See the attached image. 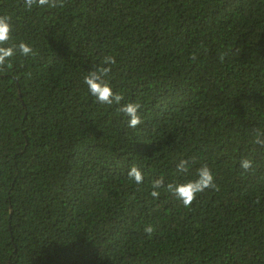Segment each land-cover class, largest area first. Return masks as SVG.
Listing matches in <instances>:
<instances>
[{
	"label": "trees",
	"instance_id": "1",
	"mask_svg": "<svg viewBox=\"0 0 264 264\" xmlns=\"http://www.w3.org/2000/svg\"><path fill=\"white\" fill-rule=\"evenodd\" d=\"M0 16L15 49L0 71V264H264V0H0ZM107 55L104 79L142 105L136 129L84 82ZM204 163L219 191L185 208L166 185Z\"/></svg>",
	"mask_w": 264,
	"mask_h": 264
},
{
	"label": "clouds",
	"instance_id": "2",
	"mask_svg": "<svg viewBox=\"0 0 264 264\" xmlns=\"http://www.w3.org/2000/svg\"><path fill=\"white\" fill-rule=\"evenodd\" d=\"M26 7L30 10L34 5L39 7H64L65 0H24ZM11 24L9 18L0 16V71H3L5 67L11 68V58L15 55V49L13 47H5L8 41L11 39ZM20 53L24 56H28L32 53V49L27 44L21 43L19 45ZM194 58V57H193ZM223 55L221 60H223ZM103 65L96 71L90 72L84 79L86 86L88 87L89 94L95 98V101L101 105H117V111L127 118L128 126L132 129L138 128L143 123L140 116V109L142 105L138 101H124V96L118 92H115L111 86V83L104 78L109 75L112 67L116 63V58L112 55L104 57ZM253 143L264 148V129H254ZM194 160L192 158L180 159L176 165V172L178 174H188L192 169ZM240 167L244 172H248L253 169V161L248 158H244L240 161ZM129 176L137 184L143 182V174L141 171L133 166L130 169ZM164 186L163 179L156 180L152 187L153 191L150 195L153 198H159L160 192L155 189H160ZM166 191L173 195L185 208H190L193 203L199 198L200 195L205 194L208 191H219V186L216 182V176L213 169L204 163L195 168V178L189 179L183 183H168L166 185ZM155 229L152 226L145 228V232L151 234Z\"/></svg>",
	"mask_w": 264,
	"mask_h": 264
}]
</instances>
